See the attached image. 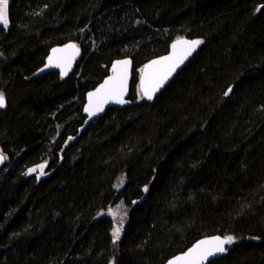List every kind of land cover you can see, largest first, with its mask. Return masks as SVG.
<instances>
[{
  "label": "trees",
  "instance_id": "1",
  "mask_svg": "<svg viewBox=\"0 0 264 264\" xmlns=\"http://www.w3.org/2000/svg\"><path fill=\"white\" fill-rule=\"evenodd\" d=\"M262 6L8 0L10 27L0 26V264H165L212 234L235 241L208 264H264ZM182 36L203 45L154 99L141 98L143 65ZM68 40L83 49L73 73L34 76L50 48ZM125 56L134 62L130 104L81 131L86 93ZM42 163L43 176L28 173ZM118 203L129 216L114 243L107 210Z\"/></svg>",
  "mask_w": 264,
  "mask_h": 264
},
{
  "label": "snow or ice",
  "instance_id": "2",
  "mask_svg": "<svg viewBox=\"0 0 264 264\" xmlns=\"http://www.w3.org/2000/svg\"><path fill=\"white\" fill-rule=\"evenodd\" d=\"M0 24H3L5 27L8 25V0H0ZM201 43L202 41L200 40L189 41L180 38L172 45V53L170 55L145 65V67L140 70L142 73L139 84L141 98L146 97L148 100L153 99L154 94L163 86L176 68L179 67ZM67 49H73L74 53H78V49H76L75 45H67L65 49H53V56L49 57V66L62 68L64 74H67L71 65V60L74 57L57 56L56 54L64 53ZM129 64L130 61L127 60L118 62L113 66V75L109 77L96 92L89 93V104L88 108L85 110L88 111L90 115H95L98 111H103L104 104L109 101L121 104L126 103L123 97L127 91ZM229 92H231V88L225 92V95H228ZM5 104V97L3 93H0V107H4ZM6 159L7 157L3 153H0V163H3ZM43 167L44 165L39 166L41 174H43ZM35 171H37L36 168L29 170V172ZM122 183L123 178L120 179V184ZM145 191H147V188H145ZM108 214L114 219L119 217L117 226L112 231L113 242L115 243L120 239L124 218L127 212L123 209L121 203V205H118L115 209H109ZM234 241L235 238L231 235H227L223 238L217 236L212 239L201 240L183 255L177 256L169 261V264H204L209 257L226 251L225 245L231 244Z\"/></svg>",
  "mask_w": 264,
  "mask_h": 264
},
{
  "label": "water",
  "instance_id": "3",
  "mask_svg": "<svg viewBox=\"0 0 264 264\" xmlns=\"http://www.w3.org/2000/svg\"><path fill=\"white\" fill-rule=\"evenodd\" d=\"M8 22H9V20H8ZM0 25H3V24H0ZM8 27H10V24H8ZM180 38H183V39H186V40H189V41H191V40H200V41H202V43L199 44L195 48L194 51H192L191 55H189L183 61V63L179 65V67L176 68V70L172 73V75L165 81V83L163 84V86L154 94L153 99L172 81V79L179 73V71H181L183 69V67L190 61V59L199 51V49L203 45V39L200 38V37H194V38H190V37H187V36L178 37L177 39H175L171 43V45L169 47V50L166 53L161 54V55H158V56H155V57L149 59L143 65L142 69L145 67V65L149 64L150 62H152L154 60H159L162 57H165V56L170 55L172 53V45L178 39H180ZM67 45H75L76 46V49H78V53H74V50L73 49H67V51L64 52V53H57L56 54L57 56H73L74 57L71 60V65H70V67H69V69L67 71V74H64V71H63L62 68H60V67H54V66H49V57L50 56H53V52H52L53 49H65ZM82 54H83V49H82L81 45L77 41H75V40H68V41L63 42V43L55 44V45H53L50 48L49 53H48V55L46 57L45 63L35 71L34 76H40V75L46 74V73H48L50 71H57V72L60 73V75H61L62 78H67L68 76H70L73 73L76 64L78 63V61L82 57ZM126 60L127 61H130L129 69H128L129 75H128V82H127V91H126V93H125V95L123 97V99L126 101V103L121 104V103H116L114 101H109L106 104H104L103 111H98L95 115H90V113L85 110L86 108H88V104H89V93L96 92V90L98 88H100L101 85L104 84V82L106 80H108L109 77H111L113 75L112 69H113V66L114 65H116L118 62H123V61H126ZM133 68H134V62H133V59L130 56L120 57V58H116V59L113 60V62L111 64V67H110L111 73L109 75H107L96 87H94L93 89L89 90L86 93V101H85L84 108H83V112H84V114L86 116V119H85L84 124L80 127V130L81 131L83 129H85L92 121H94L95 119H97L99 116L103 115L110 107H119V108H121V107H125V106H127V105L130 104L129 96H130V91H131V82H132V78H133ZM141 74L142 73H140V77H141ZM139 84H140V78H139ZM145 99H147V98L145 97ZM5 102L7 104L6 97H5ZM6 104H5V106H6ZM4 107H0V110L3 109ZM0 153H3V152L0 151ZM5 163H6V160H4L3 163H0V170L4 167ZM41 165H44V167H43V173H44L45 172V169H46V166H47V163H42ZM39 166L36 169L39 172V174H41V170H40ZM30 169H32V168H29V170ZM29 170H28V173H35L36 172V171L35 172H29ZM43 175L44 174H41V176H43ZM217 236H219L221 238L225 237L224 235H221V234H212V235H206V236L200 237L196 241H194L189 247H187L184 251H181V252L173 255L172 257H170L166 261L165 264H169V261L173 260L175 257L181 256L184 253H186L189 249H191L192 247H194L199 241L205 240V239H212V238L217 237ZM228 245L229 244L225 245L226 251H224L223 253H217L216 255L209 257L204 262V264H208L210 261L224 256L226 254V252H227Z\"/></svg>",
  "mask_w": 264,
  "mask_h": 264
},
{
  "label": "rangeland",
  "instance_id": "4",
  "mask_svg": "<svg viewBox=\"0 0 264 264\" xmlns=\"http://www.w3.org/2000/svg\"><path fill=\"white\" fill-rule=\"evenodd\" d=\"M121 178H123V183H122V184H120V179H121ZM125 183H126V178L124 177V175H123V176H120V177L117 179L116 183H115V187H116L117 189H119V188L123 187V186L125 185ZM145 188H147V191H145ZM145 188H144V191H145V193L147 194L149 188H148V186H146ZM118 205H121V203H118V204L114 205V206L111 207L110 209H115ZM122 206H123V209L126 210V212H127V215L125 216V218H124V222H123V227H124V225H126V223H127V221H128L129 212H128V209H127V207H126L125 204L122 203ZM108 213H109V210H107V214H108ZM108 215H109V214H108ZM110 216H111V215H110ZM112 218H113V217H112ZM118 219H119V217H117L116 219H114V221H115V226L113 227V229L117 226ZM123 227H122V228H123ZM111 264H112V263H111Z\"/></svg>",
  "mask_w": 264,
  "mask_h": 264
},
{
  "label": "flooded vegetation",
  "instance_id": "5",
  "mask_svg": "<svg viewBox=\"0 0 264 264\" xmlns=\"http://www.w3.org/2000/svg\"><path fill=\"white\" fill-rule=\"evenodd\" d=\"M9 16V15H8ZM8 20H9V17H8ZM8 24H9V22H8ZM0 26H3V25H0ZM5 27V26H4ZM7 27H8V25H7Z\"/></svg>",
  "mask_w": 264,
  "mask_h": 264
}]
</instances>
